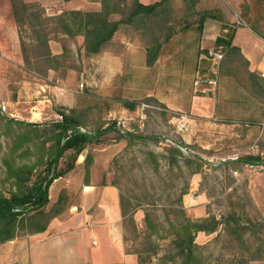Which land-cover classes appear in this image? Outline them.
I'll return each instance as SVG.
<instances>
[{
  "label": "rangeland",
  "instance_id": "374dc122",
  "mask_svg": "<svg viewBox=\"0 0 264 264\" xmlns=\"http://www.w3.org/2000/svg\"><path fill=\"white\" fill-rule=\"evenodd\" d=\"M23 1L42 10L31 7L39 13L33 17L16 5L13 14L10 0H0V194L15 187L4 160L16 167L31 164L41 154L43 162L51 141L41 142L52 133L51 121L59 119V111L72 108L84 130L115 125L80 152L89 155L88 163L94 154L104 159L103 176L117 187L125 210L124 248L138 254L141 264H173L167 256L182 215L218 221L213 231L194 236L209 264H242L241 259L264 264V164L234 160L246 154L264 158V80L234 53L223 51L218 63L199 60V11L214 6L222 12L223 0H169L168 16L161 11L141 28L136 22L121 24L106 48L92 55L84 54L81 35L65 36L55 30L59 26L54 20L44 19L65 9L63 0H45L44 5L41 0ZM96 2L73 0V5L95 10ZM224 5L230 12L231 6ZM237 8L240 19L227 25L224 33L244 23L264 37V3L244 0ZM35 29L48 33V49L51 53L49 43L59 47L51 54L62 51L60 57L45 60ZM166 33L169 37L163 41ZM157 42L159 54L146 65L144 47ZM196 76L214 83L202 90L193 83ZM22 80L48 84L62 80L68 87L65 104L44 96L40 98L47 105L31 107L36 99L33 89L21 88L17 99ZM123 100L134 107L126 108ZM5 116L37 125L27 130L8 123L7 129ZM17 135L22 138L12 149ZM170 145L183 156H176L178 164L167 162ZM70 153L65 150L59 157L58 169L71 162ZM41 169L34 165L30 179Z\"/></svg>",
  "mask_w": 264,
  "mask_h": 264
},
{
  "label": "trees",
  "instance_id": "16d2710c",
  "mask_svg": "<svg viewBox=\"0 0 264 264\" xmlns=\"http://www.w3.org/2000/svg\"><path fill=\"white\" fill-rule=\"evenodd\" d=\"M98 1L99 7L95 10H82L77 8L61 9L59 13L47 15L44 19L54 20L59 26V28L55 30L60 31L61 34L65 36L81 35L84 54L92 55L106 48L109 42L113 40L121 24H133L136 22L135 27L141 28L144 27L143 25L150 19L156 18L155 16L161 11H163L165 16H168L170 10L169 0H154L147 3L140 2L139 0ZM195 1L197 0H190L191 3ZM257 1L264 2V0ZM10 2L13 14L17 13V9H20L22 13L29 12L30 15L35 17L39 14L36 13L35 10H42L40 6L38 7L34 2H24L23 0H10ZM16 5L19 8L16 9ZM31 7H35V10H31ZM213 11L217 14H214ZM113 13L119 16L117 18H111L110 15ZM206 19L220 21L223 20V14L217 7H202L197 18V29L199 31H201L202 24ZM35 32L40 39L39 45L44 48L42 54L45 55L44 58L46 61H52L61 56L62 51L59 54L50 53L47 46V40L49 38L48 33L44 35V32L40 29H35ZM168 33L165 34L163 41L169 37ZM231 38V31L225 35L215 36L213 46L219 48L222 53L219 61L222 60L224 51L227 55L233 53L239 55L245 63H247L239 47L232 43ZM159 46L160 43L157 42L155 45H147L144 47V63L146 65H150L154 62L157 53L159 54ZM47 67L54 68V66L50 64H48ZM260 78L264 80L263 76H260ZM123 105L128 109L134 107L133 102L128 100H123ZM72 111V108H70L68 112L59 111L60 118L51 121L50 131H52V133L41 142L51 141L45 149L47 150V157L43 162L41 154L38 159L31 164H20L16 167H13L9 161L4 160L8 172L7 174L14 177L13 183L15 187L9 190L7 195L0 194V242L14 237L25 229H43L49 217L60 210L63 197L59 194L54 203L47 210H44L43 206L47 202V187L49 183L73 166L77 154L80 153L87 144L99 142V136L101 134L115 128L114 123L111 122L110 124L99 126L93 131H80L78 129V120L73 115ZM3 118L7 123V129H9L8 123H15L17 126L26 127L27 130L34 129L37 125L35 122L23 121L12 117L5 116ZM125 134H129V137L135 136L127 131ZM21 138V136L17 135L16 139L13 140L12 149L17 145V139L19 142ZM68 149L71 150V162L63 169H58L56 166L57 160L63 152ZM168 151L169 155L167 157V162L178 164L176 156L183 157L180 150L176 145H170ZM88 157V154H84V176L88 171ZM234 160L250 164H264V158L254 154L241 155ZM36 164L42 165V169L40 171L38 170L31 180L29 174ZM155 164L157 163L155 162ZM195 166L197 167L198 163H196ZM27 182H29V184L24 185ZM119 204L121 214L124 215L125 210L123 208L121 196H119ZM217 223L218 221L213 217H202L192 220L182 215V219L177 223L174 236L171 240L173 251L167 258H170L173 264H209L199 252V245L194 241V236L197 231H213ZM136 256L138 264H141L140 256L138 254H136ZM240 261L243 262L242 264H248L247 260L243 261L241 259Z\"/></svg>",
  "mask_w": 264,
  "mask_h": 264
},
{
  "label": "crops",
  "instance_id": "0c3cea01",
  "mask_svg": "<svg viewBox=\"0 0 264 264\" xmlns=\"http://www.w3.org/2000/svg\"><path fill=\"white\" fill-rule=\"evenodd\" d=\"M139 1L147 3L154 0ZM243 1L220 2L223 19L229 21L225 23L226 26L220 24L224 21L215 19H206L203 22L199 39V47L202 49L199 52V60H206L203 55L205 48L202 47L213 44L215 36L224 35L227 25H232L231 22L240 19L236 10ZM248 1L252 2L245 0ZM40 3L44 5L45 0H41ZM97 4L99 3H95V9L99 6ZM224 4L231 6L230 10L233 12L223 8ZM79 6L73 5V0L62 1V7L65 9H75ZM83 7L85 6L81 8ZM216 28L219 30L212 33L211 29ZM231 33L232 43L239 47L247 60L249 70L264 77V37L244 23L234 25ZM49 45L51 53L59 52V47L53 48L51 43ZM50 71L52 72L48 69L47 75ZM25 87L34 90L32 96L36 99H33L31 107H40V102L47 105L48 102L45 103L44 99L40 98L44 96L65 104L68 87L62 80L52 84L22 80L17 88V99L20 89ZM29 111L34 116L38 114L30 109ZM83 154L78 153L73 166L54 178L47 187L44 210H47L61 194L63 197L60 210L49 217L43 229H25L14 237L0 242V264H138L136 255L124 248L122 226L124 215L121 214L117 187L103 176L104 159L94 154L84 176ZM199 232L201 231L196 233ZM256 262L260 261L253 260L248 264Z\"/></svg>",
  "mask_w": 264,
  "mask_h": 264
},
{
  "label": "built area",
  "instance_id": "2783aa9c",
  "mask_svg": "<svg viewBox=\"0 0 264 264\" xmlns=\"http://www.w3.org/2000/svg\"><path fill=\"white\" fill-rule=\"evenodd\" d=\"M204 57L210 59L212 61V63H218V61L221 58V51L219 48H216L214 46H210L207 47L203 53ZM194 85L200 86V89L204 90L206 89V87H202L205 86L206 84H213L214 80L213 79H209V78H204L201 76H196V78L193 80ZM1 108H3V106L1 105ZM58 117L60 118V115H58ZM78 129L80 131H84V129L82 127H78Z\"/></svg>",
  "mask_w": 264,
  "mask_h": 264
}]
</instances>
